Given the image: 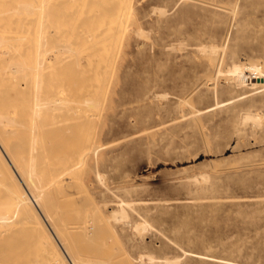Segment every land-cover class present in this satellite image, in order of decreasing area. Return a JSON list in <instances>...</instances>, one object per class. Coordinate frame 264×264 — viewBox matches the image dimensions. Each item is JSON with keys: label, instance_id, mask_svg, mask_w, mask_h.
I'll use <instances>...</instances> for the list:
<instances>
[{"label": "rangeland", "instance_id": "1", "mask_svg": "<svg viewBox=\"0 0 264 264\" xmlns=\"http://www.w3.org/2000/svg\"><path fill=\"white\" fill-rule=\"evenodd\" d=\"M128 1L131 12L126 22L135 23L125 22L122 36L120 33L115 37L117 25V30L109 28L118 24V20L110 17L107 3L97 21L102 26L91 29L92 34L79 23L75 31L80 34L72 30L68 36L66 33L64 37L56 36L77 49L81 60L75 57L73 65L81 73L75 74L72 62L67 66L68 59L63 60V54L58 52L62 57L57 55V61L53 53H47L53 58L54 65L50 62L53 66H49L48 72L55 74L54 86L61 83L57 78L60 76L62 81L66 79V84L70 82L67 85L62 82L63 87L67 86L65 89H75V93L68 89L67 95L74 99L84 97L80 99L82 107L92 99L88 110L89 105L80 108L79 98L77 107L72 101L70 104L77 110L71 109L70 114L75 111L71 115L59 113L56 132L60 133V141H80L78 138L85 139L87 135L86 140L102 147L78 172L80 180L75 184L87 190L88 212L94 206L102 209L103 217L100 213L97 216L101 226L110 229L102 235L105 239L102 241H106L104 253L114 260L111 264L127 261H130L127 264H172L174 259L177 262L174 264H264V0ZM107 18L113 20L111 24ZM136 28L148 38H143L139 33L142 31L136 32ZM99 33L103 36H98ZM105 34L112 36V40ZM203 43L219 46L218 55L214 52L215 56H210L204 50L210 45L204 48ZM177 44H181L182 50ZM79 46L80 49L76 48ZM112 49L116 50L111 56ZM103 64L109 67L104 68ZM82 75L84 80H93L98 89L92 82L82 81ZM57 88L61 89L58 85ZM86 93L89 97L94 95L89 98ZM155 93L161 97H155ZM94 98L98 100L94 102ZM218 101L222 102L215 106ZM93 102L100 103L94 105L99 109H92ZM198 108L204 109L202 113H194ZM78 112L86 117L81 118ZM246 113L258 115V124L252 119L245 120L242 116ZM66 115L70 117L65 118L67 121L63 118ZM72 119L77 120V129ZM62 123L69 127L62 128ZM83 123L85 127L81 126ZM63 132H69L72 139ZM77 132L85 136H78ZM202 172L208 173H203L209 178L206 183L200 179ZM120 205L127 213L126 218L113 219L118 215L114 210H119ZM89 215L86 217L92 219ZM151 255L156 263L148 260Z\"/></svg>", "mask_w": 264, "mask_h": 264}, {"label": "bare ground", "instance_id": "2", "mask_svg": "<svg viewBox=\"0 0 264 264\" xmlns=\"http://www.w3.org/2000/svg\"><path fill=\"white\" fill-rule=\"evenodd\" d=\"M106 3L110 5V9L108 10V12L111 10L110 17H114L113 19L114 21L118 20V24L114 22L116 23L114 25L115 27L113 25H110L111 27L109 28H112V29L116 28L117 30V27H116L117 25L118 33L116 32V35H115L113 32V34L116 37L117 35H120L121 33V36H122L123 30L126 29L124 28L126 18H128L126 16H128L127 14H129V11H130L129 10L130 2L128 0H0V264H111L114 262V260L112 262V260L109 258L110 256H108V253L107 254H105L106 252L104 253L103 242L106 243V241H102V238L105 235V233L103 232L108 229L105 230L104 226L103 227L101 226V220L97 216L99 215V213L100 215L102 214V211H101L102 209L100 210L99 208L94 206L91 209V212L89 211L90 215H92V219H88L86 216L89 215L88 210L90 207V201H89L90 197L89 198L87 197V190L85 191L84 186H80L81 185L80 182H79L80 184L79 186L78 184H75L76 181L78 183V181L80 180V179L77 180L78 178H80L79 177L80 175L77 176L78 172L81 170V168L85 167V165L87 164V161L90 158L98 155L100 146L94 142H90L89 139L86 140L87 135L85 139L78 138L80 141L78 140L74 141V139L73 141L58 140L60 133L59 135H57V132H56V130L59 129L58 127L59 125H57L58 121L56 120L57 116L60 115L59 113H62V114L64 113V114L69 115L71 112V109L77 110L75 109V107H77L76 105H78L77 99L79 98L78 102H80V99H82L83 96L81 97L80 95L81 98L78 97L74 99L71 94L67 95L69 94V90L74 91L75 89L71 90L72 88H66L67 89L66 90L65 87L67 86L63 87V84L64 83L66 84V82L64 81L66 79L63 80L64 83L62 84L63 81L61 78H59L60 76L57 77L56 75V77L60 79L61 81L60 84H62V86H60V84H57V83L56 84L59 87H61V89L57 88V85L54 86L55 82H57L55 81L56 79L54 80L55 74L53 75V73L48 72L49 66L51 65V63H53L51 62L53 61L51 60L53 58L50 57L51 56L50 54H49V57L47 56V53L50 52V53H53L52 57L54 56V59H56L55 57H57L58 52H59L60 55L63 54L64 56L63 60L68 59L66 61L67 66H68V63L70 65V62H72V66H74L73 64L75 63L74 62L75 57L78 60L80 56L79 54L78 55L76 54L77 49H74V47H72L73 45H71L70 42H67L62 37H64L65 33L68 36V32L79 29V27L77 26L79 23L82 27H85L86 30H90L91 32L90 34H92L91 29H94V30L99 29V27L102 26L101 25L102 23H97V21L98 19H100L99 16L102 15L101 9L105 8L104 6H107ZM232 4L234 5V3ZM162 8L163 10L165 9L164 7L159 6V9H162ZM104 11L105 10H103V12ZM163 12H162V16L164 15ZM106 17H109V16H106ZM110 19L111 18H109L108 20L110 21L109 23L111 24V21L113 20H110ZM83 21H84V24H82ZM126 23L128 24L129 21ZM132 23H135V22H132ZM132 23L131 24L129 23V24L132 25ZM103 25H104V22H103ZM140 28L138 29L136 28L135 31L136 32L142 31ZM107 31H109L108 28H107ZM135 31H133L134 34H135ZM75 32L77 33V35L80 34L77 31ZM96 32L98 33V31ZM142 32H139V33L144 35L145 32L143 33ZM60 34H63L61 35L62 36L60 38L61 40L56 38V36L58 35L59 37ZM101 34L98 36L102 37L103 35ZM106 34L104 36H108L107 38H110L112 40L111 38L112 36L109 37L110 35H112L111 32L109 33L110 35H106ZM135 35L138 36L139 34L137 33ZM145 35L143 38L147 37ZM90 37L93 38L92 35ZM72 38H71V41H72ZM96 39L100 40L99 37ZM96 39L93 40V43L95 42ZM119 39L121 41L122 38H119ZM74 40H77V39H74ZM74 40L73 42H76ZM77 41H81V40L78 39ZM85 41L86 40L84 39V42ZM114 41H117V39ZM114 41L113 43H115ZM183 41L185 40L183 39ZM73 42L72 44H75ZM182 42L180 41L179 43H182ZM120 43L118 42V44ZM183 43L185 44V42ZM91 44H92V41H91ZM116 44L117 43H115V45ZM210 44H208V46ZM89 45L87 44V46ZM172 45H170V47ZM177 45H179L180 47L181 44H177ZM206 45L207 44L204 45V48ZM93 46H95V44H93ZM120 46L121 45H119V47ZM200 46L201 45H199V47ZM82 47L84 51L85 47L84 46ZM90 47L91 46H89V48ZM218 47H216V45H210L208 49H204V50H207L209 52V53L206 52V54L208 53L210 54V56L213 57L215 56L216 53L218 55V52L216 51ZM76 48L80 49L81 47L79 46ZM171 48L175 49V47H171ZM113 49L110 51V53L112 52L115 54V52L113 51H115L116 49L115 50ZM221 49L224 50V48H221ZM102 50L103 48L101 49V51ZM180 50H182L181 47H180ZM199 50L201 51V47ZM97 52L100 54L98 50ZM214 52L216 53L214 54ZM87 53H89V51ZM112 53H111V56H112ZM75 54L77 56H75ZM203 54L204 53H202V55ZM96 55L98 57V54H95V56ZM221 56H220V59H221ZM71 57H74L71 59L73 61L70 60ZM105 58H106V55H105ZM100 59H103L105 61L104 58H100ZM56 60L58 61V59ZM86 60L89 61V59H86ZM108 60L109 59H107L106 63H108ZM104 61H101V62L103 63ZM109 62H112V61H109ZM87 64L88 63H86L85 66ZM90 65H93V62L92 64L90 63ZM105 65L103 64V67ZM88 67L91 70V67L90 66ZM108 67L109 65L107 66V68ZM61 68H63V66ZM69 68L70 69L74 68L75 74H77L76 71H78L77 70L78 67L74 66L71 68V66H69ZM69 68L67 69L68 73H69ZM103 69H101V71ZM55 71L58 72L57 70ZM63 72L65 73L64 70ZM68 73H66L67 74L66 77H68L67 81L69 80V77H70ZM79 73H81V71ZM106 73L108 74V72ZM108 76L109 75H107L106 77ZM77 77H81V75H78ZM83 77L85 76L82 75V78ZM84 79L85 78L81 80L83 81ZM73 81L74 80H72V84H73ZM85 81L87 80H84V82ZM92 81L93 80H90V82ZM96 81L98 83L97 79ZM99 82L102 85L103 82L102 81H99ZM68 83L70 84V82H67V84ZM91 84L94 88H96L95 83L92 82ZM81 85H83V82L81 83ZM87 85L84 86V88L87 87ZM82 87L83 86H81V88ZM74 88H76V86ZM93 89H92V93H94ZM214 89H215V85H214ZM88 92H91V90H89ZM73 93H75V91ZM86 94H84V96L88 95ZM101 94H100V97H101ZM92 95L90 97L88 95V97L91 98ZM68 96H70V98L76 101L70 100ZM156 96L157 94L155 93V97ZM88 97H85V98H88ZM162 97H164V95ZM96 98H94L95 100L93 99L94 102L98 100ZM83 100H84V97H83ZM72 101L74 102L73 106L75 107H73L70 104ZM88 102L89 103L85 105L86 106L89 105V107H86L85 105L84 107H82L83 106L82 102H80L79 103L80 104L79 106H81L80 108H85V107L86 109L90 108V105H91L90 102L92 103V99L91 101H88ZM94 102H93V108H92L93 110L95 107L94 105L99 103L98 102L94 104ZM221 102L222 101H218L215 104V106ZM73 110H72V113L74 114L75 111L73 112ZM83 110H81V112H84ZM202 110L204 109L198 108L194 111V113L196 112L200 114L202 113ZM84 113H86V111ZM252 113H246L245 116H242V117L245 120L252 119V121H254L255 124H258L256 122H259L260 117ZM79 115L82 118L83 114L81 115L79 113ZM75 117H73L74 120H75ZM63 118L65 120V118L69 119L70 117L66 115V117H63ZM74 120H73V124L77 121V120L76 121ZM78 120L81 122L80 119ZM88 120L89 118L86 120L87 123L86 124L83 123L81 124V126H83L84 124L87 125ZM243 122L245 123V121ZM63 124L64 123H62L61 125ZM76 124L77 123L73 125L75 128L77 126ZM64 126L65 124L63 125V127L62 126L61 127L62 128L69 127L68 125L65 127ZM84 129L86 131V128ZM82 130L83 129H81V131ZM62 131L63 129H61V132ZM67 133L70 137V133L66 132L65 134ZM78 134L79 133L77 132V135ZM80 134H83V132H81ZM83 135L85 136V133ZM70 138L72 139V137ZM203 173L205 172H202V174ZM202 174L200 173L198 175L202 177L201 176ZM206 174L208 173H205V175ZM98 176L100 177L101 175L99 174ZM203 177L200 179L204 180V182L207 179L209 180L208 175L205 177L203 174ZM211 192H213V190ZM123 203L125 204V202ZM123 208L124 207L120 205L119 210L118 209L114 210L115 214H118V215L113 214L114 212L112 211L113 212L112 214L115 215L113 219L114 218L116 219L126 218L127 213L125 214L123 212ZM112 214H110V217L108 218H111ZM95 220L98 221L97 225L95 224ZM107 220H110V219H107ZM135 224L134 226H136ZM148 224L146 225L143 224V225L148 226ZM140 225H138L137 223V226H140ZM112 235L114 234L112 233ZM103 240L105 239L103 238ZM117 243L115 245H117ZM147 257L150 262H152L155 259L154 257H152V255L147 256ZM127 259L125 260L124 258L123 260L127 261ZM162 259L163 258H161V260ZM148 260H146V262ZM163 260L166 261V259H163ZM127 262H130V261H127ZM127 262H125V264H127ZM174 263H177L175 259L172 264Z\"/></svg>", "mask_w": 264, "mask_h": 264}]
</instances>
